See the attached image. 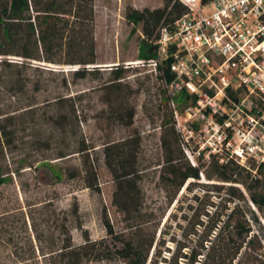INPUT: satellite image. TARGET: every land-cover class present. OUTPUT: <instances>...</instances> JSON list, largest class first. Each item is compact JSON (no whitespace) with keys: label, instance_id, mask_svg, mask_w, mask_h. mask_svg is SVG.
Returning a JSON list of instances; mask_svg holds the SVG:
<instances>
[{"label":"rangeland","instance_id":"obj_1","mask_svg":"<svg viewBox=\"0 0 264 264\" xmlns=\"http://www.w3.org/2000/svg\"><path fill=\"white\" fill-rule=\"evenodd\" d=\"M163 2L95 0V63L92 65L64 64L69 58L60 49L41 54L40 61L0 57V60L24 63L20 70L27 81L22 92L0 86V114H4L3 117L24 114L9 127L8 138L1 140L5 163L11 170L18 169L19 174L12 182L0 187V264H60V249L66 245L78 247L85 238L96 244L92 246L94 249L101 245L102 255L109 258L83 264H125L115 253L120 246L115 237L127 236L131 231L129 226H135L131 232H136L143 240L150 239L155 233L158 242L162 239L160 231L166 233L157 259V264H165L160 258L170 256L166 251L168 248L171 252L173 248L169 238L175 236L181 243L185 241L179 235L185 222L199 209L192 197L203 196L206 191L202 185H231L248 197L241 183H226L216 178L208 180L204 175V180H187L169 203L171 176L163 171V166L172 149L163 145L169 136L161 125L168 111L160 103V86L152 70L130 65L142 60L140 55L146 47L141 26L134 27L125 19L128 8L153 10L161 8ZM43 57L54 62H46ZM74 67L93 72L85 78L73 79ZM116 68L123 71L120 80H113L112 70ZM61 98L71 100L61 101ZM72 103L75 116L70 112ZM61 116L66 119L64 130L56 124ZM81 141L88 150L83 155L72 153ZM60 151L71 154L55 159ZM126 155L136 158L140 177L137 185L141 208L134 222L126 220L113 204L114 184L107 164L115 157ZM46 158L50 165L61 170V180L53 177L45 166L47 164L34 168ZM21 159L27 164L20 166ZM30 164H33L32 168L28 166ZM89 166L97 173L99 190L86 187L83 169ZM204 169L209 171V165ZM256 175L242 172L238 179L251 184ZM189 183H195L190 191L186 189ZM209 196L215 203V206L207 207L212 215L220 198L212 192ZM247 204L258 217L260 226L249 219L242 203L239 210L247 216L251 234L264 241V212H259L249 202ZM223 205L222 201L219 206ZM226 206L231 208L233 203ZM201 218L206 220L204 216ZM105 221L111 226L113 235L107 234ZM197 230L200 232L202 228ZM194 244L192 241L190 246ZM261 250L255 252L260 254ZM153 253L152 249L147 264ZM182 261L179 259V263Z\"/></svg>","mask_w":264,"mask_h":264},{"label":"trees","instance_id":"obj_2","mask_svg":"<svg viewBox=\"0 0 264 264\" xmlns=\"http://www.w3.org/2000/svg\"><path fill=\"white\" fill-rule=\"evenodd\" d=\"M94 1L95 0H0V57L16 56L23 59L37 60L42 59L41 54H48L55 49L63 50L68 60L64 64L72 66H86L95 63L94 45ZM212 0H201L202 4ZM186 7L178 0H164L161 8L153 10L143 9L142 11L128 8L125 12V19L134 27L140 25L144 36L143 45L146 49L141 53V59L153 57V41L157 38L158 30L162 26L172 27L173 23L186 12ZM46 62H54L51 58L43 57ZM24 63H13L7 60H0V86L2 88L22 92L27 86V81L22 78V68ZM93 70L86 68L76 69L72 73L73 79H82L91 74ZM113 80H120L123 75L122 70H112ZM168 77V75H167ZM69 98H61L64 101ZM71 100V99H69ZM160 103L165 106L168 116L164 117L161 125L166 128L169 139L163 141L164 147L172 149L166 159L163 171L171 176L172 195L170 202L175 199L176 194L185 182L189 179L200 180L199 169L192 167L183 155L178 144L177 134L173 125L170 111L167 108L164 97L160 96ZM32 105H28L31 107ZM24 112V111H23ZM71 114L75 116L74 104L71 105ZM4 115V114H2ZM0 114V187L12 182L13 177L18 173V169L11 170L5 163L2 139L6 140L11 134L9 127L13 126L15 119L23 116ZM2 116V117H1ZM65 116L58 120L57 127L65 129ZM78 127V125H77ZM88 150L83 141L78 142L77 148L72 153L83 155ZM71 153L60 151L55 159H63ZM108 160H106L107 162ZM19 165L27 164L25 159L19 160ZM136 158L131 155L125 157H115L112 162H107L111 180L114 184L113 204L121 212L125 219L134 222L138 215L140 203V190L137 185L140 180L139 172L136 168ZM47 164L53 177L57 180L62 179L61 170H57L44 159L38 163L39 166ZM30 168L33 164L28 165ZM210 170L204 169L203 174L210 180L216 178L218 181L226 183H241L247 191L248 197L242 195L234 186L205 184L202 188L206 191L202 197L193 195L198 211L185 222V228L179 237L185 241L182 243L175 236L169 238L173 244L169 257L160 258L165 264H264L261 261L256 249L262 248V241L251 234V226L247 219L260 226L258 217L248 207L247 202L251 203L259 212H264V165L258 168L257 175L251 179V184L247 181L238 179L241 173L249 172L238 166L234 162L226 165H218L214 161L209 163ZM84 178H87L86 187L99 190L97 183V173L89 166L84 168ZM90 175V176H89ZM89 176V178H88ZM91 180V181H90ZM189 183L186 189L191 190L194 186ZM224 194L222 195L223 191ZM209 192L215 193L220 198V203L216 206L214 214L210 215L207 207L215 206L211 201ZM224 203L223 206L221 203ZM227 203H233L231 208ZM240 203L245 206L247 216L239 210ZM195 208L194 211L197 210ZM230 210L226 214L227 210ZM76 212V211H75ZM77 213V212H76ZM204 216L206 220L202 219ZM107 234L113 235L111 226L105 221ZM135 226H129V229ZM181 228V227H179ZM198 228L202 231L198 232ZM118 237L117 242L120 246L115 250L118 257L125 264H147L150 251L155 253L149 264H157L161 249L164 245L163 235L160 231L161 240L155 241V233L150 239H141L136 232H131ZM186 232V233H185ZM194 241L195 244L190 246ZM155 243V244H154ZM87 238L82 245L73 247L66 245L60 249L58 257L60 264H83L88 261H99L108 259L103 256V250L98 246L94 249ZM186 249V250H184ZM183 251V252H182ZM252 252V253H251ZM154 259V260H153ZM179 259L183 261L179 263Z\"/></svg>","mask_w":264,"mask_h":264},{"label":"built area","instance_id":"obj_3","mask_svg":"<svg viewBox=\"0 0 264 264\" xmlns=\"http://www.w3.org/2000/svg\"><path fill=\"white\" fill-rule=\"evenodd\" d=\"M178 1L187 10L159 28L153 57L130 65L154 73L200 180L211 161L256 174L264 165V0Z\"/></svg>","mask_w":264,"mask_h":264}]
</instances>
